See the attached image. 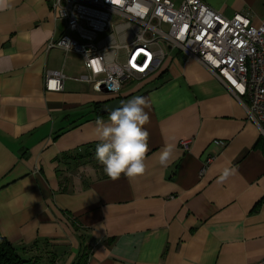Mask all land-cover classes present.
Returning a JSON list of instances; mask_svg holds the SVG:
<instances>
[{"label":"crops","instance_id":"obj_1","mask_svg":"<svg viewBox=\"0 0 264 264\" xmlns=\"http://www.w3.org/2000/svg\"><path fill=\"white\" fill-rule=\"evenodd\" d=\"M201 1L227 19L264 20V0ZM10 3L0 11V238L39 264L81 255L85 264L263 259V138L224 84L165 46L153 74L116 95L97 92L77 80L79 55L47 50L65 31L51 0ZM46 71L66 76L61 91L45 89ZM137 96L147 101L146 168L112 180L95 158L97 121L110 115H97L94 104ZM166 143L174 148L165 167Z\"/></svg>","mask_w":264,"mask_h":264},{"label":"built area","instance_id":"obj_2","mask_svg":"<svg viewBox=\"0 0 264 264\" xmlns=\"http://www.w3.org/2000/svg\"><path fill=\"white\" fill-rule=\"evenodd\" d=\"M51 9L65 31L46 48L82 58L78 81L119 94L126 83L153 74L169 46L222 82L264 140V20L255 25L239 13L227 19L201 0H51ZM65 79L46 71L45 89L61 91Z\"/></svg>","mask_w":264,"mask_h":264},{"label":"clouds","instance_id":"obj_3","mask_svg":"<svg viewBox=\"0 0 264 264\" xmlns=\"http://www.w3.org/2000/svg\"><path fill=\"white\" fill-rule=\"evenodd\" d=\"M9 7L10 0H0V11ZM145 106L146 99L137 96L121 102V106L110 113L109 123L97 121L96 131L100 143L96 147L95 158L112 180L119 179L122 174L132 179L145 171L144 158L148 151V132L143 128L148 121ZM173 148L174 145L165 144L159 154L160 165L168 166Z\"/></svg>","mask_w":264,"mask_h":264},{"label":"trees","instance_id":"obj_4","mask_svg":"<svg viewBox=\"0 0 264 264\" xmlns=\"http://www.w3.org/2000/svg\"><path fill=\"white\" fill-rule=\"evenodd\" d=\"M100 104H94L96 114L104 116L99 112ZM262 150L264 152V140L262 143ZM0 264H39L36 260L23 259L15 249V247L6 239L0 238ZM73 264H85V258L81 257L76 263Z\"/></svg>","mask_w":264,"mask_h":264},{"label":"water","instance_id":"obj_5","mask_svg":"<svg viewBox=\"0 0 264 264\" xmlns=\"http://www.w3.org/2000/svg\"><path fill=\"white\" fill-rule=\"evenodd\" d=\"M102 93H108L105 89L101 91ZM121 99L115 98L103 103L99 107V112L104 115H110V113L121 106Z\"/></svg>","mask_w":264,"mask_h":264},{"label":"rangeland","instance_id":"obj_6","mask_svg":"<svg viewBox=\"0 0 264 264\" xmlns=\"http://www.w3.org/2000/svg\"><path fill=\"white\" fill-rule=\"evenodd\" d=\"M178 1H176V5H177ZM163 29L166 30V27L163 26ZM161 47H164L163 45H161Z\"/></svg>","mask_w":264,"mask_h":264},{"label":"snow or ice","instance_id":"obj_7","mask_svg":"<svg viewBox=\"0 0 264 264\" xmlns=\"http://www.w3.org/2000/svg\"><path fill=\"white\" fill-rule=\"evenodd\" d=\"M133 67H135V65L133 64ZM140 71H143V68L139 69Z\"/></svg>","mask_w":264,"mask_h":264}]
</instances>
